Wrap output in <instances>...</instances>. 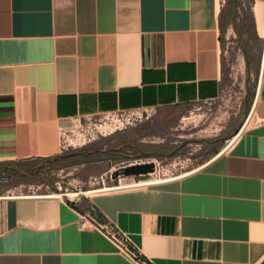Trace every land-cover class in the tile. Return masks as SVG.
Wrapping results in <instances>:
<instances>
[{"label": "crops", "instance_id": "crops-1", "mask_svg": "<svg viewBox=\"0 0 264 264\" xmlns=\"http://www.w3.org/2000/svg\"><path fill=\"white\" fill-rule=\"evenodd\" d=\"M237 21L261 43L232 142L178 176L92 194L1 182L0 264H138L84 212L152 264H264V0H0V163L78 166L81 184L103 174L110 156H57L68 120L216 98Z\"/></svg>", "mask_w": 264, "mask_h": 264}, {"label": "rangeland", "instance_id": "rangeland-1", "mask_svg": "<svg viewBox=\"0 0 264 264\" xmlns=\"http://www.w3.org/2000/svg\"><path fill=\"white\" fill-rule=\"evenodd\" d=\"M243 24V21L235 22L227 35L216 98L159 110L134 109L118 115L117 120L110 114L75 117L60 131L61 152L82 150L95 158L102 153L117 162L150 152L145 156L155 161L153 173L115 177L108 173L100 177L95 174L81 184L78 166H68L60 171L53 163L38 161L30 167L15 170L0 163V184H21L19 188L24 190L26 184L37 183L39 179H64L68 182L66 192H70L67 196L71 197L78 188L88 190L165 178L194 168L210 151L229 142L250 119L248 108L256 80L261 39L255 34L243 33ZM179 142H183L182 145L169 154ZM123 143L126 145L115 148ZM32 189L43 190L42 186Z\"/></svg>", "mask_w": 264, "mask_h": 264}, {"label": "built area", "instance_id": "built-area-1", "mask_svg": "<svg viewBox=\"0 0 264 264\" xmlns=\"http://www.w3.org/2000/svg\"><path fill=\"white\" fill-rule=\"evenodd\" d=\"M131 110H134V109L101 112L98 114H105V115L110 114V115L115 116V119L117 120L118 115H121L124 113H129V112H131ZM77 118H79V117H77ZM227 143H228V141L225 144H227ZM140 162H151L152 170L150 172H147V173L151 174L154 172L155 161L152 157H150V156H136L133 158L122 159L121 161L117 162L115 165H113L110 169H108L103 174L108 173V175H110L112 170H117L121 166L128 165V164H134V163H140ZM100 175L101 174H99L98 176L100 177ZM118 175H120V174H117L116 176H118ZM62 192L64 194L69 193V192H66V188H63ZM9 195H12V193H9ZM85 220L89 221L90 224H92L94 227L99 229L120 251H122L127 256H129L130 258L135 260L138 264H152L150 259L146 256H143L141 254V252L138 250V248H136L134 246V244L130 241L128 236L124 232L119 230L109 220L98 221L88 212H84V213L79 215V224H82Z\"/></svg>", "mask_w": 264, "mask_h": 264}, {"label": "water", "instance_id": "water-1", "mask_svg": "<svg viewBox=\"0 0 264 264\" xmlns=\"http://www.w3.org/2000/svg\"><path fill=\"white\" fill-rule=\"evenodd\" d=\"M183 142H179L176 146H174L173 150L170 153H172L174 150H176L178 147L182 145ZM101 150V149H100ZM104 151V150H101ZM91 152V151H89ZM150 152H143L142 154L145 156ZM80 154L79 150H70L67 152H61L57 156L59 157H68L72 155ZM6 168H11L10 166L5 165ZM15 169V168H13ZM16 170V169H15ZM152 170V164L151 162H140V163H134V164H128L119 167L117 170H112L110 173L111 177H115L117 174L129 176V175H139V174H145Z\"/></svg>", "mask_w": 264, "mask_h": 264}, {"label": "bare ground", "instance_id": "bare-ground-1", "mask_svg": "<svg viewBox=\"0 0 264 264\" xmlns=\"http://www.w3.org/2000/svg\"><path fill=\"white\" fill-rule=\"evenodd\" d=\"M234 138V136L229 140V142ZM232 142V141H231ZM228 144V143H227ZM223 150V149H222ZM186 172V171H185ZM184 173V172H182ZM181 173V174H182ZM180 175V174H178ZM176 175V176H178ZM172 177H175V176H169V177H165V178H155V179H147V180H142V181H137V182H134L132 184H127V183H124V184H120L118 186H103V187H99V188H94V189H88V190H85V192H94V191H98V190H105V189H113L115 187H128V186H133V185H140V184H145V183H148V182H155V181H160V180H164V179H169V178H172Z\"/></svg>", "mask_w": 264, "mask_h": 264}, {"label": "flooded vegetation", "instance_id": "flooded-vegetation-1", "mask_svg": "<svg viewBox=\"0 0 264 264\" xmlns=\"http://www.w3.org/2000/svg\"><path fill=\"white\" fill-rule=\"evenodd\" d=\"M76 155H78V154H76ZM72 156H75V155H72Z\"/></svg>", "mask_w": 264, "mask_h": 264}]
</instances>
